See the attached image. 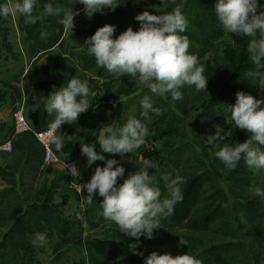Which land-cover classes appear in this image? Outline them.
Listing matches in <instances>:
<instances>
[{"label":"rangeland","instance_id":"1","mask_svg":"<svg viewBox=\"0 0 264 264\" xmlns=\"http://www.w3.org/2000/svg\"><path fill=\"white\" fill-rule=\"evenodd\" d=\"M2 1L4 0H0V4L7 2L3 3ZM76 2L79 0H36L33 11L34 16L41 17L37 20L38 28L40 29L41 25H44L51 29L50 39L55 40L64 33L66 38H71V41L66 43L76 42V44H65V41L62 40L57 51L51 52V47L54 45L49 48H40L39 51L34 50L35 47L31 44L26 33V29L32 25L25 24L23 16L0 17V41L8 42L16 47L17 54H14L17 58L20 57L19 67H24L25 61H29L26 50L30 49L31 57L34 58L32 69L39 76L44 74L48 81L54 82L55 88L56 85L60 87L66 85L73 77L87 81L90 89L97 94L95 99L99 100L96 101L105 102L104 105L97 107L95 116L97 123L98 119L102 118L98 124L101 126L100 128L104 126L123 127L129 117L140 119L146 124L149 134L141 148L124 155L103 153L105 160L97 161L91 166L103 165L104 167L106 160L115 159L120 166L125 168L124 178H126L129 173L142 169L145 159H151L158 165L159 171L150 168L149 173L153 176L154 184L161 190V199L168 195L166 181L163 179L165 175L170 174L173 178L179 175L183 179L184 182L180 185L183 195L186 194L195 179H205L200 182L201 188L197 200L187 210L189 220L186 223H181L182 225L172 226L169 224L167 226L166 221L169 216L161 217V228L153 230L154 238L141 237L137 247H134L137 244L134 238L120 233L117 225L102 216V209L99 205L102 197H99L98 194L95 195L92 204L87 205V213L92 218L91 224L94 225V228L88 231V239L119 243L122 250L112 257L114 259L132 256V258L139 257L137 259L140 261L141 258L145 259L153 251L159 254L167 252L173 256L187 252L200 259L202 264H209L210 261L205 258V255L209 254L208 251L219 253L216 251L217 249L222 250L221 248L228 246L230 248H227L226 254L229 257V264H264V249L260 248L262 245L264 246V236L259 233L264 232V197L254 195L253 191L256 187L264 189V169L249 170L241 160L242 177L239 178L240 180L233 179V182L228 180L233 169L227 168L215 157V152L225 143L233 145L236 142H244L250 137V133L240 130L232 124L229 106H232L233 102L230 99L222 100L219 103L213 101L215 107H212L210 111L207 110L211 107V100L217 99L219 96L221 82L225 76L226 53L235 52L236 55L232 60L237 58L236 62H239L238 47L253 38L226 33L219 21L214 27L216 32L213 35L211 32L207 34V28L201 22L200 11L195 4H189L183 10L185 0H125L114 11L106 8L103 12L95 13L92 18H88L84 14V5L76 4ZM117 2H121V0H117ZM48 3H51L53 7L73 8L74 12L79 11L80 15L74 17L76 30H74L75 28L72 31L66 30L60 23L63 13L46 15L44 7ZM258 4L260 7L257 9V14L264 11V0H258ZM176 7L185 11L184 16L188 21L186 31L191 33L196 30L198 39L205 42L204 49L201 50V46L197 47L191 41L192 36H186L190 42L189 53L198 57L200 65L205 68L204 76L209 78L207 90L197 92L194 86H184L180 89L183 99L173 101L170 93L165 96L151 93L145 85L136 82V77H117L109 73L107 69L98 67L94 56L88 54L84 42L99 27L105 24L114 25L116 28L115 38L129 26L134 31L139 29V22L135 20L137 14L143 11L158 15L166 14L172 12ZM4 30L5 32L10 31L11 34L2 33ZM58 33L60 34L58 35ZM183 33L180 35L184 36ZM255 38H259V33ZM248 44H246V48H248ZM75 52L76 57H73ZM47 54L50 56L48 63L39 67L40 59L43 57L44 61ZM233 61L230 63H235ZM248 62L256 69L255 71L258 70L251 59H248ZM6 66L8 65L0 63V76L2 75L4 78L9 74H14L16 70L15 68L12 70V67L10 70H5ZM245 72V79L250 86L240 84L239 91L257 99L264 98V64L259 70L261 73L258 82L251 79L248 72ZM109 77L112 79L108 80ZM104 79L106 80L104 81ZM0 85L3 87L4 83L0 81ZM44 91L43 99L46 103V97L50 91L48 89ZM40 92L42 93V90ZM145 95L150 97L153 107L159 109L158 114L149 112L147 119L141 115L143 111L141 101ZM119 97L124 98L122 102ZM84 115V113L81 114L80 118ZM207 117L214 121L207 123ZM218 126L219 129H217ZM229 130L232 135L223 140L222 135ZM216 133L218 137L216 141L212 144L208 143L207 138L210 135H216ZM24 134L32 133L15 135L19 137L20 142L23 140L25 144L19 153L13 154V148L11 152H0V187L10 190V195L6 200L0 199V264H83L79 257L80 251H76V254L73 251L65 257L61 255L60 258L50 259L46 251L42 253V249L34 246L30 240L29 233L35 235L39 232L44 233L46 237L52 236L53 230L58 228L57 213L63 220L75 218L72 206L68 205L71 197L64 194V191L69 195L74 193L75 180L70 178L58 163H45L43 158L42 165H39L36 145L39 144L40 147L41 145L33 134L34 138ZM54 136H58L57 129ZM94 142L96 151L100 152L98 141ZM41 150L44 155L42 147ZM76 166L78 168L77 161ZM13 173L19 174L18 178L11 179ZM88 181L78 183V175L76 176L77 198L80 195L86 198L87 191L84 190L86 192L84 195L81 192V186ZM122 182L123 178L118 181V183ZM77 186L79 187L77 188ZM42 187L52 188L51 202L48 203L55 213L53 215L46 210L37 209L34 205L36 196L38 202L44 198L39 194ZM177 204L174 206V210ZM208 210L211 211L207 214L205 211L208 212ZM209 214L214 216V220L206 226V229H200L201 222ZM78 215H81L80 209H76V220H78ZM96 216H98V222L95 224ZM190 220L193 221L192 224H190ZM258 235L262 237L258 238ZM86 248L88 251V247ZM140 252L143 253L142 256L138 254ZM94 253V258H98L96 251ZM17 254L23 255L25 260L21 262L17 258ZM105 262L108 263L107 260Z\"/></svg>","mask_w":264,"mask_h":264},{"label":"clouds","instance_id":"2","mask_svg":"<svg viewBox=\"0 0 264 264\" xmlns=\"http://www.w3.org/2000/svg\"><path fill=\"white\" fill-rule=\"evenodd\" d=\"M125 2L117 0H79L84 5L83 12L92 18L104 9L112 11ZM36 0H7L0 4V17L23 16L25 24H35L40 16H34ZM260 7L258 0H217L214 10L222 29L232 35L252 37L247 51L257 69L264 61V11L257 14ZM46 15H60V23L66 30L75 28L74 17L80 15L73 8L53 7L48 3L44 7ZM139 29L128 27L118 37L114 38L116 28L105 24L85 40L88 54L94 56L96 65L107 69L117 77H136L137 83L145 85L151 93L165 96L171 94L173 101L183 99L180 89L184 86L195 88L197 92L207 90L208 79L204 76L205 68L200 65L198 57L190 54V42L186 36L180 35L187 29L188 21L179 7L166 14H152L143 11L136 15ZM259 33V38L256 39ZM44 34L42 33V36ZM250 77L260 75L259 71H250ZM87 81L77 77L71 78L66 85L54 90L46 97L45 111L49 116L54 115L52 129H61L65 123L77 122L79 116L91 107L90 97L95 98ZM123 101V97H119ZM143 109L141 115L147 119L149 112L159 113L153 107L149 96L145 95L141 101ZM230 107L232 124L250 133L244 142L233 145L225 143L215 152L217 157L227 168L235 169L241 160L249 170L264 169V98L257 99L243 91L236 93V102ZM96 140L100 152L96 151V143L81 144V154L87 158V165L91 167L97 161H104L103 153L129 154L141 148L148 136V128L140 119L129 117L123 127L113 128L104 126ZM219 129V126L217 127ZM232 135L231 130L224 132L222 139ZM68 136V135H67ZM72 136H68L71 139ZM216 135L207 138L212 144ZM64 135L53 136L56 148L60 150L64 145ZM144 167L129 173L126 178L125 168L115 159L106 160L104 167L97 166L90 180L81 186V191H87L86 201L92 204L98 193L102 197L99 203L102 216L115 225L120 233L134 238L138 246L141 237L153 239V230L161 228V217L171 216L174 206L183 200L180 185L183 179L168 174L163 177L166 181L168 195L161 199V190L154 184L149 169H158V165L151 159L144 160ZM71 175H80L78 168L72 165ZM123 178L122 183H118ZM254 195L264 197V189L254 188ZM46 242L44 233H36L32 244L43 245ZM143 255L142 252L138 253ZM145 264H202L200 259L187 252L173 256L171 253L159 254L155 251L145 258Z\"/></svg>","mask_w":264,"mask_h":264},{"label":"crops","instance_id":"3","mask_svg":"<svg viewBox=\"0 0 264 264\" xmlns=\"http://www.w3.org/2000/svg\"><path fill=\"white\" fill-rule=\"evenodd\" d=\"M5 1L7 0H4L2 2L4 3ZM74 30H76V28ZM2 33L11 34L10 31L5 32V30ZM62 40L65 41V44H76V42L66 43L68 41H71V38H66L63 33L60 37H58L56 44L51 47V52L58 50ZM73 40L76 41L75 39ZM15 49L16 47L14 45L8 44V42L2 43L0 41V63L8 65L6 66L5 70H10V67H12V70L14 68L16 69L14 74H9L5 78L2 75L0 76V81L4 83L3 87H1L2 84L0 85V144H3L10 140L12 143L13 154L19 153L22 146L25 145L23 140V143L20 142L21 140L19 141V137L13 135L12 132V115L14 110L20 107L23 109L26 120L29 122L35 132L45 130L46 128L50 127L52 121L54 120V115L49 116L45 111L46 103H44L43 99L45 94L44 90L48 89L50 91L49 93H51L55 88V85H53L54 82L48 81V78L45 77L44 74H41L39 76L38 73H36L34 69H32L34 58L31 57L32 54L31 51H29L30 49H28V51L26 50L29 61H25L24 67H19L18 60L20 57L17 58L15 56L14 53L17 52V49ZM49 57L50 56L47 54L44 58V61L42 57L38 66L41 67L42 65L43 67V65H46L49 61ZM73 57H76V52ZM110 79L112 78L109 77L108 80ZM105 80L106 79H104V81ZM59 87L60 86L56 85V88ZM40 90H42V93L40 92ZM96 100L99 99H92L90 97V102L92 105L91 107H89L87 112L84 113V117L80 118L79 116L77 122H74L73 124L65 123L61 126V129H57L58 136L64 135L65 139L64 145L60 150L56 148L55 143L54 149L61 160L71 158L75 162L77 161L78 170L80 173V175H78V183L90 180L95 170V166H86L87 158L85 156H82L81 154V144H92L96 140V138L99 137V132L102 131L100 128L101 126H98L102 118H99V122L97 123V119L95 120V116L97 115L96 111L98 105H104L105 102L102 101L101 103V101L97 102ZM93 103L95 104L94 106ZM24 135L32 136V134ZM67 135L72 136L71 139H68ZM36 146V154L38 155L39 165H42V150L39 144H37ZM18 175L19 174L17 173H13L10 178L14 180L18 178ZM78 187L79 186H77V188ZM73 188L74 193H71L72 196L65 191L64 194L71 197L68 205L72 206V211L75 214V218L64 220L62 219V222L60 224L57 223L58 228H55L53 230V235L47 236L46 242L43 245H39L37 247L40 250L42 249V253H45L46 251L47 254H49L50 259H54V257L55 259L58 257L60 258L61 255L62 257H65L67 256V254H70L73 251L75 254L76 251H80L79 257L81 258L83 264H89V253L86 247L87 242L90 238L88 239L87 235L88 231L94 228V225L91 224L93 222L92 218L87 213L88 203L85 196L82 197L80 195L78 198L76 197V177ZM5 190L9 189L0 187V193L4 192ZM85 193L86 192L83 191L84 195ZM76 209H80L81 211V215H78V220H76ZM81 216L82 219H80ZM45 258L46 256L44 257V259Z\"/></svg>","mask_w":264,"mask_h":264},{"label":"trees","instance_id":"4","mask_svg":"<svg viewBox=\"0 0 264 264\" xmlns=\"http://www.w3.org/2000/svg\"><path fill=\"white\" fill-rule=\"evenodd\" d=\"M216 2L217 0H185L184 2L185 7L183 8V10L186 9V6H189V4L194 3L195 6L200 11L201 22L204 24V27L207 28V34H210L211 32L212 33L211 35H213L216 32L214 27L217 25L215 24H218L217 23L218 18L215 15V10H214ZM76 4H78V2H76ZM183 10H182V13L185 14V11ZM30 25L32 26L26 29V33H27V37L30 39L31 44L34 45L35 49L38 50L43 47L49 48L50 46L54 45V43H56L58 37L55 40L49 38V33L51 32V29L49 27L41 25L39 29L38 21L35 24H30ZM195 26L197 25L195 24ZM195 31L188 33V30H187L185 33H183V35L188 36V37L192 36L191 38L193 40L191 39V41L193 42V44L196 45L197 47L201 46L200 49L202 50L204 49L205 42L198 39L197 32ZM42 33L44 34L43 36H42ZM59 34L60 33H58V35ZM194 36H196V38H194ZM249 42L250 40L245 42V44L242 45L241 47L240 46L238 47L237 50H238V53H240L238 57L239 62H236L237 58L234 61L232 60V58L236 55L235 52L226 53L225 58H226L227 63L225 64L226 65L225 66L226 67L225 76L223 77V80L221 82L220 93L217 99L213 98L211 100V103H210L211 107L207 109L208 111H210L212 107H215L214 104L212 103L213 101L214 102L218 101L217 103H219L222 100L230 99L234 105L236 102V93L239 91L238 89L239 85L244 84V86L246 85L250 86V84H247V80L245 79L244 72L246 71L249 73L250 71H255L256 69H254L253 66L249 64L250 62H248V59H251V58H250V54L246 52L247 51L246 44H248ZM232 61L235 63H230ZM263 64H264V61H262V65ZM259 70L260 69H258L257 71ZM223 74H224V71L222 72V75ZM252 78L258 82L260 75L257 77H251V79ZM206 119H207L206 120L207 123L214 121L213 119L208 118V117ZM26 159L27 158H25V160ZM94 166L95 168L97 167V165H94ZM98 166L103 167L102 165H98ZM241 167H242L241 162H239L237 167L230 172L228 180H231L232 182H233V179H236V178L240 180L239 178L242 177ZM201 181H205V179L197 178V180L195 179L191 183L189 190L186 192V194L183 195V200L181 202H178L177 206L175 207L174 213L171 216H169V218H167V221H166L167 226L169 224H172V226L182 225L181 223L183 222L186 223L189 220V213L187 214V210L192 207L193 202L197 200L199 196V189L201 188V183H200ZM52 193H53L52 188L42 187V191H40L39 194L43 195L44 198L38 202L37 196H36L34 200L35 202L34 205L36 206L37 209L46 210V212H48L51 215L55 214L52 211V206H50V203H48V202H51L50 197ZM8 195H10V190H5L4 192L0 193V199L6 200ZM42 201L44 203H41ZM211 210H208V212L207 211L205 212L208 214ZM56 215L58 216L57 218L58 221L56 220L57 221L56 224L57 223L60 224L61 223L60 221H62L61 219L62 217L59 216L60 214L58 213ZM213 220H214V216L212 214H209L205 218V220L201 222V225L199 228L206 229V226H208ZM97 222H98V216H96V220L94 221V223L96 224ZM192 223L193 221L190 220V224ZM259 233H262V236H264L263 231ZM34 236L35 235H31L29 233V237L31 241L33 240ZM262 236L258 235V238H261ZM87 247H88V253H89V264H145V259L141 258L140 261H138L137 258L139 257L132 258V256H123V257H117L115 259L112 258L114 255L118 254V252L122 250L121 245L117 242H113V241L100 242L97 240L89 239L87 242ZM225 247L230 248L228 246H225ZM227 248L223 247L221 248L222 250L217 249L216 251H219V253H221L220 255L218 252L212 253L211 251H208L207 253L209 254L205 255V258L208 259L211 264H229V257L226 254ZM260 248L263 250L264 246L262 245ZM94 251H96V256L98 257L96 259L94 258V254H95ZM105 255H108L109 257ZM217 255L219 256L217 258H214ZM263 255H264V251H263ZM17 256H18L17 258H19L21 262L25 260L23 255L17 254ZM105 260H107L108 263L105 262Z\"/></svg>","mask_w":264,"mask_h":264},{"label":"built area","instance_id":"5","mask_svg":"<svg viewBox=\"0 0 264 264\" xmlns=\"http://www.w3.org/2000/svg\"><path fill=\"white\" fill-rule=\"evenodd\" d=\"M12 132L13 135L23 134V133H32L37 141L40 143L43 151H44V162L45 163H58L63 169L66 171V174L71 178H74L77 175H71L70 168L72 165L76 166V162L71 158H67L65 160H61L57 152L54 149L53 136L56 133V129H52L51 126L42 131H34L32 126L26 120L23 109L17 108L14 110L12 115ZM12 145L11 141L0 144V152H11ZM77 167V166H76Z\"/></svg>","mask_w":264,"mask_h":264}]
</instances>
